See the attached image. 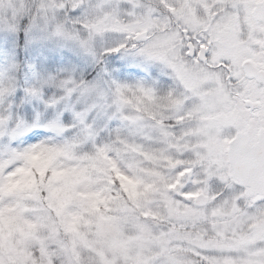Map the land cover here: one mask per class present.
Returning a JSON list of instances; mask_svg holds the SVG:
<instances>
[{"label": "snow or ice", "instance_id": "snow-or-ice-1", "mask_svg": "<svg viewBox=\"0 0 264 264\" xmlns=\"http://www.w3.org/2000/svg\"><path fill=\"white\" fill-rule=\"evenodd\" d=\"M0 264H264V0H0Z\"/></svg>", "mask_w": 264, "mask_h": 264}]
</instances>
